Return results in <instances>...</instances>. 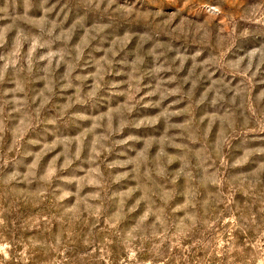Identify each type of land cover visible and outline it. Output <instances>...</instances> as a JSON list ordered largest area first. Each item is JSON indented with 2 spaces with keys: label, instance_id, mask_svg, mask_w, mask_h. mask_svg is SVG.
Here are the masks:
<instances>
[{
  "label": "rangeland",
  "instance_id": "1",
  "mask_svg": "<svg viewBox=\"0 0 264 264\" xmlns=\"http://www.w3.org/2000/svg\"><path fill=\"white\" fill-rule=\"evenodd\" d=\"M0 264H264V0H0Z\"/></svg>",
  "mask_w": 264,
  "mask_h": 264
}]
</instances>
